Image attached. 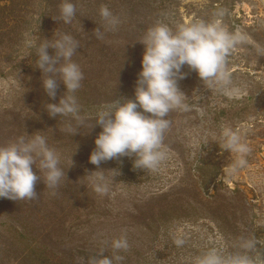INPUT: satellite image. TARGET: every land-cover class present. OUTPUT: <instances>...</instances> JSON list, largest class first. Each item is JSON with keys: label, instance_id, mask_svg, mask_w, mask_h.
Masks as SVG:
<instances>
[{"label": "rangeland", "instance_id": "obj_1", "mask_svg": "<svg viewBox=\"0 0 264 264\" xmlns=\"http://www.w3.org/2000/svg\"><path fill=\"white\" fill-rule=\"evenodd\" d=\"M71 2L76 16L65 24L53 19L61 0H0V145L43 135L65 172L55 188L38 179L35 200L0 198V264H87L100 249L110 257L111 241L120 237L129 242L121 264H193L210 249L242 251L241 237L257 242L261 255H250L264 264V55L258 54L264 49V0ZM101 7L118 18L113 30H105ZM197 20L219 21L239 38L225 65L230 81L208 89L185 65L178 86L187 108L167 117V158L155 171L134 168V156L102 162L107 176L110 169L119 174L107 195L96 194L86 176L97 170L89 162L101 131L96 111L118 97L134 98L145 47L140 40L149 28ZM96 28L103 32L100 40ZM61 34L80 45L72 58L84 76L75 93L80 125L71 116H49L46 104L57 103L65 88L58 82L55 98L43 92L36 55L25 44ZM225 127L250 148L246 165L235 171L237 154L220 143ZM177 238L183 246H176Z\"/></svg>", "mask_w": 264, "mask_h": 264}, {"label": "clouds", "instance_id": "obj_2", "mask_svg": "<svg viewBox=\"0 0 264 264\" xmlns=\"http://www.w3.org/2000/svg\"><path fill=\"white\" fill-rule=\"evenodd\" d=\"M99 13L105 30H113L119 23L107 7H101ZM217 15L222 16L223 12ZM75 16L76 7L71 0H61L59 16L53 19L69 24ZM93 35L98 40L103 38L99 28L93 30ZM140 41L145 47L134 98L118 97L102 105L95 114V123L101 131L94 138L95 147L89 155V162L96 165L97 170L86 176L92 190L100 196L109 193L111 180L119 174L117 169H110L111 177L107 176V170L99 168L102 162L134 156V168L155 171L167 158L163 149L165 133L171 126L167 117L173 110L187 108L186 94L178 86V81L187 75L182 71L183 67L186 65L195 71L208 89L227 84L230 73L225 65L239 38L219 21L197 20L177 24L174 29L162 23L156 24ZM25 44L36 55L34 67L41 72L43 92L49 98H55L58 82L64 85L65 94L59 101L46 104L49 116H71L78 125L83 124L84 118L80 115L75 93L81 87L84 76L80 66L72 59L80 47L79 42L69 34H61L53 41L26 39ZM49 48L54 50L51 55ZM258 54L264 55V49H259ZM68 131L72 135L77 132L71 127ZM220 143L224 150L237 154L233 171L246 165L250 148L242 142L238 132L230 127L223 128ZM33 165L39 170V177L33 171ZM59 165V155L43 135L36 134L30 138L19 136L0 145V198L15 201L37 199L36 181L42 178L47 187L55 188L65 175ZM174 243L181 247L185 241L177 238ZM238 246L242 251L210 249L197 257L193 264H256L255 257L250 253L261 255L257 252V242L241 237ZM111 249L113 253L110 257L103 256L104 249H100L95 256L88 258L87 264H121L124 257L120 253L129 249L127 238L113 239Z\"/></svg>", "mask_w": 264, "mask_h": 264}, {"label": "trees", "instance_id": "obj_3", "mask_svg": "<svg viewBox=\"0 0 264 264\" xmlns=\"http://www.w3.org/2000/svg\"><path fill=\"white\" fill-rule=\"evenodd\" d=\"M231 115H233V114L231 113ZM203 152H204V154L207 153L205 150H204ZM206 155H207V154H206ZM130 164H131V163H130ZM130 164H129V165H130ZM129 165H126V167H125V168H122V170H123V171H126L127 168L129 167ZM126 172H127V171H126ZM124 173H125V172H124Z\"/></svg>", "mask_w": 264, "mask_h": 264}]
</instances>
